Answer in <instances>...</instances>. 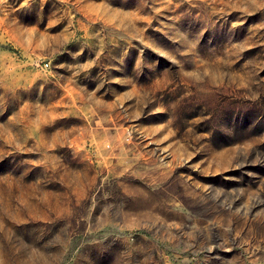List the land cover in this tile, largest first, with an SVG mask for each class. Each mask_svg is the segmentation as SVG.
<instances>
[{"label": "rangeland", "instance_id": "1", "mask_svg": "<svg viewBox=\"0 0 264 264\" xmlns=\"http://www.w3.org/2000/svg\"><path fill=\"white\" fill-rule=\"evenodd\" d=\"M0 264H264V0H0Z\"/></svg>", "mask_w": 264, "mask_h": 264}]
</instances>
